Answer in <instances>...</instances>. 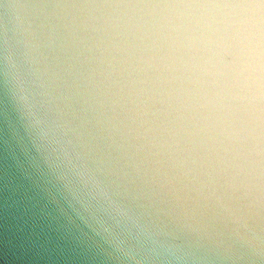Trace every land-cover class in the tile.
I'll list each match as a JSON object with an SVG mask.
<instances>
[{"label":"water","instance_id":"95a60500","mask_svg":"<svg viewBox=\"0 0 264 264\" xmlns=\"http://www.w3.org/2000/svg\"><path fill=\"white\" fill-rule=\"evenodd\" d=\"M158 2L0 0V264H264V207L182 166Z\"/></svg>","mask_w":264,"mask_h":264},{"label":"clouds","instance_id":"9594fccd","mask_svg":"<svg viewBox=\"0 0 264 264\" xmlns=\"http://www.w3.org/2000/svg\"><path fill=\"white\" fill-rule=\"evenodd\" d=\"M143 7L162 42L163 94L190 182L225 209L237 195L264 207V0Z\"/></svg>","mask_w":264,"mask_h":264}]
</instances>
